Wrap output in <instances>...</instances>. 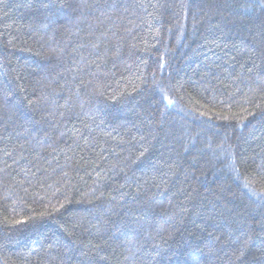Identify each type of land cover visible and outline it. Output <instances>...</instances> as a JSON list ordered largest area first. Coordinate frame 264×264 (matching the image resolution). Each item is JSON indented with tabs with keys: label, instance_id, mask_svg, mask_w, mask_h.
Instances as JSON below:
<instances>
[{
	"label": "trees",
	"instance_id": "obj_1",
	"mask_svg": "<svg viewBox=\"0 0 264 264\" xmlns=\"http://www.w3.org/2000/svg\"><path fill=\"white\" fill-rule=\"evenodd\" d=\"M0 264H264V0H0Z\"/></svg>",
	"mask_w": 264,
	"mask_h": 264
},
{
	"label": "snow or ice",
	"instance_id": "obj_2",
	"mask_svg": "<svg viewBox=\"0 0 264 264\" xmlns=\"http://www.w3.org/2000/svg\"><path fill=\"white\" fill-rule=\"evenodd\" d=\"M172 103H173V101L171 99H167V105H171Z\"/></svg>",
	"mask_w": 264,
	"mask_h": 264
}]
</instances>
